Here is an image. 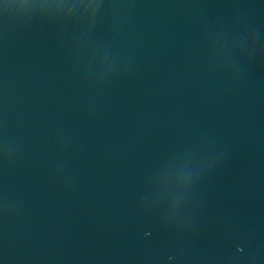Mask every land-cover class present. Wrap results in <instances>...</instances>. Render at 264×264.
Returning <instances> with one entry per match:
<instances>
[{"label": "water", "instance_id": "obj_1", "mask_svg": "<svg viewBox=\"0 0 264 264\" xmlns=\"http://www.w3.org/2000/svg\"><path fill=\"white\" fill-rule=\"evenodd\" d=\"M0 264H264V0H0Z\"/></svg>", "mask_w": 264, "mask_h": 264}]
</instances>
